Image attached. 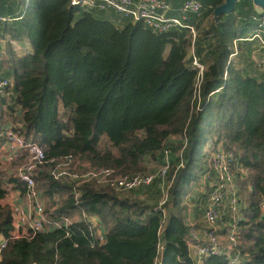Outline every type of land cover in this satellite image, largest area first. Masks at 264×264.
Returning a JSON list of instances; mask_svg holds the SVG:
<instances>
[{
    "label": "trees",
    "instance_id": "obj_1",
    "mask_svg": "<svg viewBox=\"0 0 264 264\" xmlns=\"http://www.w3.org/2000/svg\"><path fill=\"white\" fill-rule=\"evenodd\" d=\"M199 1L206 8L203 16H187L189 24H197L195 53L206 67L201 111L196 112L197 73L190 55L187 61L192 46L187 30L156 33L123 17L126 22L118 25L101 17L102 11L72 6V0H0V16L18 19L0 22V39L27 41L32 48L18 56L7 42L0 78L14 79L22 134L39 144L48 160L72 156L79 171L109 168L128 176L145 172L149 161L160 163L165 147L176 166L183 149L163 226L162 213L150 202L120 198L94 183L82 188L77 204L72 184L51 177L53 163L43 166L35 180L47 218L75 220L83 212L97 216L105 227V243L99 244L80 219L68 234L56 229L10 240L0 264H154L160 241L162 264H197L187 243L184 202L203 173L209 140L208 147L221 145L239 154L248 170L239 183L245 203L240 249L250 256L246 264H264L259 211L264 198V72L258 65L256 76L251 67H233L230 59L234 41L249 38L261 20L253 0H238L231 14L218 16L215 10L226 0ZM169 2L180 17L183 0ZM242 43L237 45L240 61ZM4 104L0 100V121L8 117ZM173 137L179 140L171 146ZM20 164L5 166L0 160V238L13 230L12 209L3 200L25 190L17 176ZM203 264L228 261L211 256Z\"/></svg>",
    "mask_w": 264,
    "mask_h": 264
},
{
    "label": "built area",
    "instance_id": "obj_2",
    "mask_svg": "<svg viewBox=\"0 0 264 264\" xmlns=\"http://www.w3.org/2000/svg\"><path fill=\"white\" fill-rule=\"evenodd\" d=\"M72 6L97 9L102 12L112 10L125 19L144 23L147 28L156 33H169L175 29L187 30L192 40L191 67L197 73L193 99L197 102L196 112L201 111V88L206 67L195 53L196 27L187 22L188 15H194L200 19L206 11L205 6L199 0H183L180 17L168 16V13L173 10L169 0H72ZM13 20L18 19L0 16V22L3 23H10ZM259 28H264L262 23ZM256 38H259L264 47V41L258 33L249 38L237 39L234 41L235 52L230 59L238 55V43L253 41ZM7 42H11L14 47L15 42L10 38L0 39V58L6 56ZM259 66L264 72V61ZM226 77L227 74H225V79ZM14 88L13 78H0V100L5 101L3 110L8 115L5 121H0V160L3 164L22 163L17 176L25 190L22 192V202L11 207L13 230L8 238L0 240V259L10 240L28 239L56 229H64L68 234L69 228L80 219L88 224L92 237L99 244L105 243V227L97 216L83 212L81 218L75 220L61 217L57 221H51L47 218L45 200L37 188L35 174L49 163H53L50 168L51 177L56 181H68L72 184V195L77 204L82 196V188L89 183L96 184L98 188H110L120 198H125L132 192L157 186L161 198L155 206V211L162 213V226L166 224L168 217L166 203L170 199V189L176 171L183 166V149L178 155L179 162L176 166L173 164L171 149L165 147L162 151L160 167L157 170L149 169L150 162H148L145 172L128 176L118 175L109 168L79 171L72 156L57 161L48 160L45 150L36 142L26 139L22 134L23 113L20 106L16 105L18 94ZM219 91L220 89L211 95ZM184 143L186 146V138ZM203 164V173L184 202L185 207H188V204H195L197 199L201 215V224H193L185 219L189 227L187 243L192 259L197 264H203L211 256H225L228 264H246L250 256L242 253L240 249V223L243 220L245 203L240 197L239 183L248 177V170L239 154L225 151L221 145L207 148ZM173 170H175L174 174H172ZM259 211L261 219L264 220V198L259 204ZM162 252L163 245L160 241L158 256L154 264H162L160 257Z\"/></svg>",
    "mask_w": 264,
    "mask_h": 264
},
{
    "label": "rangeland",
    "instance_id": "obj_3",
    "mask_svg": "<svg viewBox=\"0 0 264 264\" xmlns=\"http://www.w3.org/2000/svg\"><path fill=\"white\" fill-rule=\"evenodd\" d=\"M253 9L254 11L257 13L256 17L259 18L262 22H257V23H262L263 27H264V5L257 3L255 0H253ZM227 15V14H224ZM262 15V16H260ZM198 22V21H197ZM238 24H240V22L237 21ZM196 28L197 24H196ZM196 29V30H197ZM260 28L257 26L253 32V34H260V36L264 39V33L259 32ZM260 30L264 31V28H261ZM199 31V30H198ZM197 31V35H199V32ZM251 35V36H252ZM242 47L243 49L241 50V67H245V69H248L249 67H251L254 71V75H258V72L260 71L259 68V64L264 61V47L261 43V41L259 40V38H256L253 41H249V42H244L242 43ZM252 49L254 50V53H252ZM240 56V55H239ZM238 56V57H239ZM238 57L235 59H232V64L233 67H236L237 64L240 62V59H238ZM211 143V140H209V142L206 144L205 148L203 149V151L205 152L209 146V144ZM149 169L151 170H157L160 167V163L155 162V161H149ZM22 164V163H21ZM21 164L19 165V167L21 166ZM5 166H9L7 164H4ZM18 167V169H19ZM17 169V171H18ZM145 193L144 191L139 192V194ZM147 193L150 194L149 197H151V204L152 206H157L159 201H160V193H159V189L157 186H153L152 188H150L149 190H147Z\"/></svg>",
    "mask_w": 264,
    "mask_h": 264
},
{
    "label": "crops",
    "instance_id": "obj_4",
    "mask_svg": "<svg viewBox=\"0 0 264 264\" xmlns=\"http://www.w3.org/2000/svg\"><path fill=\"white\" fill-rule=\"evenodd\" d=\"M181 6H182V4H181ZM98 14L101 15V17L106 18L108 20H111L113 23H116L118 25H124V23L126 22L120 14H118L112 10L100 12V13L98 12ZM175 14H177L176 9H175V11L173 9L172 11H170L168 13V16H175ZM14 49H15L18 56H25L27 54L32 53V48L27 41L15 42ZM167 53H168V50H167ZM189 55H190V52L187 55V61L188 62H189V59H188ZM237 57H238V55L236 56V58ZM237 65L240 66V68H241V61ZM178 140H179V138H177V137L171 138L170 139L171 146L176 144L178 142ZM139 192H141V191L129 193L127 196H130V197L136 198V199H140L142 201L151 202V197H149L150 194H148L146 190H144L145 193H142V194L141 193L139 194ZM22 197H23V193L21 191L11 192L3 200V203L12 207L17 203L22 202ZM197 202L198 201L196 199L195 204H188V207L186 206L185 211H184L185 219H187L190 223H193V224H201L200 208H199ZM1 239L2 238H0V240ZM190 255L192 257V254H190Z\"/></svg>",
    "mask_w": 264,
    "mask_h": 264
},
{
    "label": "water",
    "instance_id": "obj_5",
    "mask_svg": "<svg viewBox=\"0 0 264 264\" xmlns=\"http://www.w3.org/2000/svg\"><path fill=\"white\" fill-rule=\"evenodd\" d=\"M257 3L264 5V0H255ZM238 2V0H226L225 4L218 7L215 10V15H224V14H231L234 9L235 5Z\"/></svg>",
    "mask_w": 264,
    "mask_h": 264
}]
</instances>
